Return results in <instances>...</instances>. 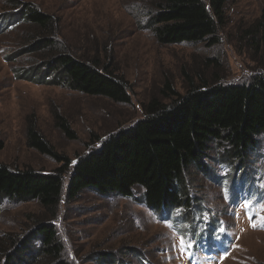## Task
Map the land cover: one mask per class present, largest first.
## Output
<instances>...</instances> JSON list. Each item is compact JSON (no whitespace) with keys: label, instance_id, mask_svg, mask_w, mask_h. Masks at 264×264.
<instances>
[{"label":"rangeland","instance_id":"1","mask_svg":"<svg viewBox=\"0 0 264 264\" xmlns=\"http://www.w3.org/2000/svg\"><path fill=\"white\" fill-rule=\"evenodd\" d=\"M13 1L55 20L54 33H46L17 22L12 0H0V164L12 170L28 168L49 174L71 166L98 149L109 134L143 119V108L150 101L171 105L177 95L165 90V84L184 96L189 80L233 86L249 85L256 77L264 81V53L249 43L253 36L244 35L264 14V0H227L225 22L213 45L207 40L159 44L148 27L155 12L153 0ZM42 39L43 45L50 42L64 49L34 51V42ZM59 51L96 62L124 78L129 105L47 84L57 80V75L46 76L39 66ZM43 78L46 83L38 82ZM29 125L67 163L58 164L51 155L29 147ZM204 163L205 171L193 168L188 178L191 194L197 198L192 224L197 221L200 226L191 255L199 251L205 264H264V226L259 219L264 212L244 207L245 201L264 203L260 187L264 184V139L258 138L244 163L228 159L216 144ZM136 197H100L84 190L71 202L62 199L55 219L53 211H45L35 201L5 200L0 205V262L2 251L14 238L52 218L64 247L63 257L70 264H188L190 255L182 254L179 238L196 230H190L191 223H183V210L157 214ZM160 217L171 219L159 222ZM221 227L224 232L219 233ZM98 255L116 257L115 263L95 260Z\"/></svg>","mask_w":264,"mask_h":264},{"label":"trees","instance_id":"2","mask_svg":"<svg viewBox=\"0 0 264 264\" xmlns=\"http://www.w3.org/2000/svg\"><path fill=\"white\" fill-rule=\"evenodd\" d=\"M207 1L153 0L155 12L149 18L148 27L157 42L162 45L206 40L210 45L217 43L215 36L225 22L227 0ZM11 4L15 10L12 16L19 17L17 22L46 33L53 31V16L32 7L24 8L17 1L12 0ZM244 35L253 36L249 43L264 53V14L244 30ZM43 43V39L34 42L33 50L54 48L57 51L58 46L64 49L59 44ZM39 71L46 76L57 75V80L47 84L54 83L118 104L129 105L131 101L124 78L96 62L79 60L71 53L57 52L42 61ZM38 82L46 83L44 78ZM165 90L177 95L171 105L150 101L143 108V119L126 130L109 134L98 149L71 166L48 174L28 168L12 170L0 164V205L5 200L35 201L45 211H53L51 215L55 219L62 199L71 202L84 190H91L100 197L135 199L137 196L136 200H143L145 207L157 214L182 209L183 223L193 226L197 198L190 191L191 169L206 170L204 162L209 158L212 144L223 148L228 159L244 163L257 146L258 138L264 139V81L256 77L249 85L233 86L207 84L200 78L198 84L188 81L184 96L168 84ZM60 125L68 133L67 126ZM27 143L51 155L58 164L67 163L52 152L34 125H29ZM52 218L38 224L31 233L14 238L2 251L0 264H70L63 257L64 247ZM115 259L111 260L109 255L95 258L107 263H115Z\"/></svg>","mask_w":264,"mask_h":264},{"label":"snow or ice","instance_id":"3","mask_svg":"<svg viewBox=\"0 0 264 264\" xmlns=\"http://www.w3.org/2000/svg\"><path fill=\"white\" fill-rule=\"evenodd\" d=\"M260 187L262 189H264V184L260 185ZM228 189H225V199H228ZM244 207L247 209L249 207H259L261 212H264V203H260L259 205H254L252 201H245L244 202ZM249 219L251 220L252 217L250 216ZM259 219L261 221V225L264 226V215H259ZM252 227H256V224L253 223ZM219 233L224 232V228L221 227L218 229ZM219 235L216 236V239H219ZM179 246H180V250L182 252V254H188L191 255L190 250L195 246V243L193 241L190 240H186L185 237L182 235L179 238ZM221 259H223V256L221 257Z\"/></svg>","mask_w":264,"mask_h":264}]
</instances>
